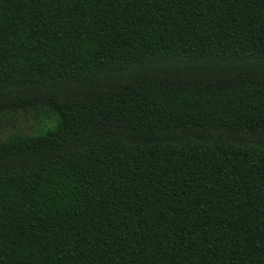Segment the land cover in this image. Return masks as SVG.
I'll list each match as a JSON object with an SVG mask.
<instances>
[{
    "label": "trees",
    "instance_id": "obj_1",
    "mask_svg": "<svg viewBox=\"0 0 264 264\" xmlns=\"http://www.w3.org/2000/svg\"><path fill=\"white\" fill-rule=\"evenodd\" d=\"M5 110L0 264H264V0H0Z\"/></svg>",
    "mask_w": 264,
    "mask_h": 264
},
{
    "label": "rangeland",
    "instance_id": "obj_2",
    "mask_svg": "<svg viewBox=\"0 0 264 264\" xmlns=\"http://www.w3.org/2000/svg\"><path fill=\"white\" fill-rule=\"evenodd\" d=\"M12 113L7 110L0 113V137H3L14 125L25 131H32L37 128L34 113H27L23 110H20L19 113Z\"/></svg>",
    "mask_w": 264,
    "mask_h": 264
}]
</instances>
